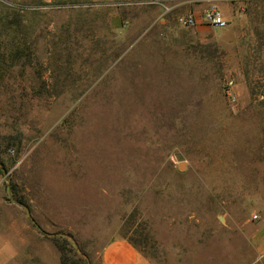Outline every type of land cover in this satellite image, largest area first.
Segmentation results:
<instances>
[{"label": "rangeland", "instance_id": "1", "mask_svg": "<svg viewBox=\"0 0 264 264\" xmlns=\"http://www.w3.org/2000/svg\"><path fill=\"white\" fill-rule=\"evenodd\" d=\"M225 1L216 28L178 23L193 1L0 0V195L69 261L125 237L156 264H264V72L234 53L259 59L264 0ZM20 244L0 217L1 261Z\"/></svg>", "mask_w": 264, "mask_h": 264}, {"label": "crops", "instance_id": "2", "mask_svg": "<svg viewBox=\"0 0 264 264\" xmlns=\"http://www.w3.org/2000/svg\"><path fill=\"white\" fill-rule=\"evenodd\" d=\"M193 1L194 3L186 5V13L191 11H201L210 4H216L217 7L224 13L228 24L230 22L231 13L233 18L238 17V11L234 12L237 5L234 6L232 12L228 8V3L225 0H185L186 3ZM229 10V11H228ZM262 42V41H261ZM258 49L259 59L255 61L252 58L253 49L242 48L234 50L235 55L244 56L243 63L248 72L249 80L258 67L259 71L264 72V42ZM248 56V57H247ZM249 58V60H248ZM1 175V174H0ZM3 196L0 195V206H4L7 213L0 214V217L8 223V227L15 231L21 243L22 250H25V257L20 259V264H62L60 260V252L58 253L53 249L55 245L51 240L44 238L40 230L35 223L31 220L29 212L21 204L3 200ZM2 204V205H1ZM259 215L261 218V226L257 229L249 231L248 238L249 243L252 245V249L257 253H264V202L259 207ZM258 215V216H259ZM248 233V232H247ZM53 245V246H52ZM56 246V245H55ZM57 248V247H56ZM17 247H12L11 252L15 254ZM58 249V248H57ZM59 251V250H58ZM46 252V253H45ZM43 254H46L44 258ZM4 256L2 264H6V255ZM50 261L48 263L46 261ZM93 264H156L148 256H146L138 247H136L130 240L125 237H114L106 242L96 257L93 259Z\"/></svg>", "mask_w": 264, "mask_h": 264}, {"label": "built area", "instance_id": "3", "mask_svg": "<svg viewBox=\"0 0 264 264\" xmlns=\"http://www.w3.org/2000/svg\"><path fill=\"white\" fill-rule=\"evenodd\" d=\"M177 21L183 26L207 24L216 28H223L228 24L224 13L216 4H210L201 11H191L177 16ZM234 99V97H232ZM253 219L258 218L257 214L252 215Z\"/></svg>", "mask_w": 264, "mask_h": 264}, {"label": "trees", "instance_id": "4", "mask_svg": "<svg viewBox=\"0 0 264 264\" xmlns=\"http://www.w3.org/2000/svg\"><path fill=\"white\" fill-rule=\"evenodd\" d=\"M16 202L21 204L22 206H24L26 208V210L29 212V209H28V206L26 205V203H24L23 201H20V200H16ZM30 218L34 222V220L31 216H30ZM35 225H36V223H35ZM56 235L57 234H52L51 239L53 240L54 244L56 245V247L58 248V250L60 252V260H61L62 264H90L89 260L84 255V253H81L82 255L79 257V259L69 261V259L66 257L65 252H64L65 247L63 245H61L60 243H58V241L56 239ZM76 250H77V248H76Z\"/></svg>", "mask_w": 264, "mask_h": 264}, {"label": "water", "instance_id": "5", "mask_svg": "<svg viewBox=\"0 0 264 264\" xmlns=\"http://www.w3.org/2000/svg\"><path fill=\"white\" fill-rule=\"evenodd\" d=\"M176 159L178 160V169L183 170L185 169V162L183 160V156L180 153L176 154Z\"/></svg>", "mask_w": 264, "mask_h": 264}]
</instances>
